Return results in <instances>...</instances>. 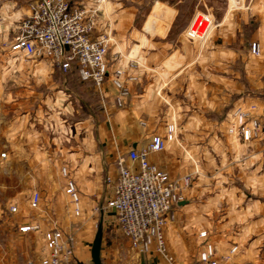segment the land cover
Returning <instances> with one entry per match:
<instances>
[{"label":"crops","instance_id":"0c3cea01","mask_svg":"<svg viewBox=\"0 0 264 264\" xmlns=\"http://www.w3.org/2000/svg\"><path fill=\"white\" fill-rule=\"evenodd\" d=\"M32 2L0 0L1 41L11 44L16 27L28 14ZM233 2L237 3V0ZM244 2V7L231 4L226 8L225 15L211 33L204 40H198L202 43H196L183 34L181 45L167 44V49L145 50L143 43L142 48L137 44L135 55L140 58L141 65L136 73L134 88L142 89L143 93L135 92L131 107L123 110H117L112 99L107 100L108 116L106 114L104 117L100 137L87 125L84 126L86 130H82L85 136L82 144H66L63 141L59 146L55 142V145L50 144V149L53 147L56 152L60 150L63 156L54 163L40 159L36 164L39 168L51 166L53 171L37 176L36 183H33L34 189L42 196L37 211L38 220L24 221L18 226L17 236L20 240L8 244V249L12 251L0 258L4 264H25L26 259L37 256L36 253L27 252L36 246V250L40 247V254L48 255L50 250L46 233L55 225L65 230L62 219L71 213L75 203L65 190L67 178L64 167L69 169L68 178L77 184L79 203L82 205L110 197L106 176L117 174L118 155L127 153L131 148L142 147L150 138L152 129H143L136 115L142 113L143 108L147 111L149 107L150 111L154 107L155 91L160 89L168 91L172 104L167 115L168 123L175 128L182 123V135L177 133L179 139L168 145L166 151L151 154L152 162L168 170L174 179H180L183 199L177 203L176 217L173 215L175 219L169 220L167 228V242L176 264L191 262L190 246L204 241L200 237L203 231L207 232L208 240L214 244L222 264H264V181L259 184L260 187L256 186L255 181V167L264 170V133L244 140L233 117V111L242 107L252 116L264 120V0ZM162 4L165 11L178 8V3ZM254 17L262 20L253 38V42H258L260 52H240L234 43L241 24L251 22ZM165 21L169 23L172 20ZM137 36L136 33L134 37ZM147 41H144L145 44ZM126 52L120 55L122 63L128 59ZM15 55L18 60L24 57ZM41 61L44 64L34 67L35 72L22 74L38 75L42 80V77L54 73L55 67L49 60ZM23 70H26L25 67ZM179 91H182L180 98L177 97ZM31 101L29 97L17 102L7 101L10 109L6 113L12 115L9 126L10 152L15 154L21 153L17 150L20 147L22 153L28 155L47 153L44 143L46 134L35 129L47 113L55 121L54 128L66 129L62 114L70 112L71 104L67 103V112L64 111L62 96L56 95L53 104L50 103L49 112L45 101H40L36 106ZM229 105L234 106L232 113L224 115V107ZM32 106L36 109H32ZM17 107L23 109L19 120L24 125L21 132L15 131L14 114ZM132 110L135 113H131ZM231 128L237 130L231 131ZM77 132H81L80 129ZM155 132L164 134L160 129ZM20 137L21 144H16ZM55 139L59 140V137ZM223 143L225 148H222ZM223 151L224 157L220 155ZM25 164L30 170L35 168L31 163ZM187 176L190 177L189 184L184 180ZM24 185L30 190L31 180L28 179ZM104 220L119 226L113 212ZM22 225H38L39 229L22 232L19 230ZM187 237L191 242L189 244ZM234 246L238 247L236 253L231 252ZM35 258V261H40L39 257ZM153 258V264H166L161 257Z\"/></svg>","mask_w":264,"mask_h":264},{"label":"rangeland","instance_id":"374dc122","mask_svg":"<svg viewBox=\"0 0 264 264\" xmlns=\"http://www.w3.org/2000/svg\"><path fill=\"white\" fill-rule=\"evenodd\" d=\"M70 1L82 2L85 4L89 2L88 0ZM233 1L234 0H106L102 5L99 22L101 23L100 27L106 29L111 35L109 64L112 66V70L117 67H127V74L136 77V79L129 84L130 96L123 101V105H119L115 100L117 90L113 84L111 76L104 85L105 94L108 96L107 100L112 99L117 110H123L131 107L135 92L136 94L143 93L142 89L135 90L134 88L137 80L136 73L141 65L140 58L135 55V52H137L135 51L137 44L142 48L143 43L145 50L167 49V44H175V46L181 45V36L183 34L187 36V29L195 16L202 15L210 17L214 29L225 15L227 11L226 8L232 5L234 7H244L245 0H242V3L239 5ZM161 2L168 4L178 3V8L177 10L165 11V8L162 9L164 4ZM165 20L172 21L168 23ZM261 21L260 18L254 17L251 22L241 24V30L238 33L237 41L234 43L237 50L246 53V51H253L254 45L258 47V42H253V38L258 33ZM136 33L138 36L134 37ZM141 37H143L142 40H140ZM147 39L150 42L147 41ZM144 41H147L146 44ZM193 41L196 43L203 42H199L198 40ZM140 47H138L139 51L141 49ZM126 50L128 59L125 63H122V57L120 55ZM41 64H44L41 59L33 60L26 57H20L18 60V56L11 51L9 43L1 41L0 39V258L6 253L12 251V249H8V244L10 242L16 241V239L20 240V238H18L19 235L17 236L18 226L24 221L38 220V208L35 209L30 204L32 195L37 192L34 189L33 183H36L37 176H43L53 171L51 166L39 168L36 164L40 159L44 160V162L46 161V163H54L55 161H60L63 156L60 150L56 152L53 147L50 149V144L52 143L55 145L58 143L56 145L59 146L61 143L60 141H63L66 144L67 142L73 144L77 142L82 144V141L85 138L83 134L84 131L82 130H86L84 129V126L87 125H90L96 136L100 137L103 120L104 117L106 118L99 91L93 83L82 81L76 73L65 72L63 70L59 71L56 66L51 63L55 67L54 73L48 75L46 78L42 77V80L38 75L22 74V72L26 71L27 73L30 71H32V73L33 71L35 72L34 67ZM131 64H135L136 67L132 68ZM24 67L26 70H23ZM155 94L154 107L151 108L150 111L148 110L149 107H147V111H144L143 108V112L138 113L136 117L138 123L143 129H152L153 132L150 137L152 135H161L155 132L160 129L163 130L164 133L161 136L168 138L170 128L174 127L172 124H169L167 120L168 112H170V109L172 108L170 98L168 97L169 93L166 89H160L155 91ZM56 95L57 97L62 96L64 111H66L67 107L65 106L67 103L71 104V106L70 112L66 111L67 113L62 114V118L66 120L64 123L66 129H63V131L54 128L55 121L49 113L46 114L45 119H41V121L36 124L35 129L46 134L47 138L44 143L47 147V153H31L28 155V153H22L23 149L21 147L18 149L15 148V150L17 149L21 153L15 154L10 152L12 149L10 146L11 136L9 126L11 125L10 120L12 115L10 113L7 115L6 113L7 109H10V107L7 106V101L15 100L17 102L23 98L29 97L32 99V105L35 106L40 103V101H45L47 103L46 110L49 112L51 111L50 103L53 104ZM177 97H182V91H179ZM35 106H32V109H36ZM233 108L234 106L232 105L224 107V115L232 113L231 111ZM132 112L135 113L133 110L131 113ZM22 113V107H17L14 114L16 132H21L24 128L23 122L19 121L20 118H22ZM181 125L179 126L178 124L179 129L174 127V139L168 141L167 146L172 145L179 139V136L182 135L180 134ZM77 129H80L81 132H77ZM177 133H179L178 137ZM58 137L59 140L55 139ZM73 137L75 141H73ZM148 140L139 148H143L148 143ZM21 142V137L17 138L16 144H21ZM222 148H225L224 143L222 144ZM166 149L164 151H166ZM121 154L127 160V153ZM220 155L224 157L225 151ZM25 163H31L35 168L30 170ZM255 168L256 186L260 187L259 184L264 181V175H262L264 174V170H257V167ZM64 169L65 167L63 168V171ZM66 178L67 182L68 176H66ZM28 179H30L32 183L30 190L24 185ZM179 180L180 179H178V181ZM68 198L70 200L69 196ZM105 203L106 198L102 201L96 200L90 202L87 206L79 203V215L76 214V205L74 204L75 207L72 205L71 213H68V216L63 217L62 219V226L65 229V235H71L75 238V253L80 260V264H94L92 259V246L96 234L100 229L102 237L101 255L103 264H153L152 261L154 256L162 258V255L158 252L153 251L146 254L134 250L131 247L129 239L120 230V227L116 223L104 220V218H107L109 215L102 209ZM13 207H16L17 210L13 211ZM176 207L177 204L174 206V211L172 213L175 217ZM65 211L64 213L66 214ZM174 216L170 219H175ZM167 228L168 224L165 228V242L167 249L170 252L171 250H169L167 242ZM39 235H41V233ZM203 238L204 241L200 244H192L190 246L192 247L190 250L192 260L189 264L194 263L199 252L209 244L213 245L217 257L214 244L208 240V234ZM186 240L188 244L191 243L188 237ZM186 247L189 248V245ZM234 247L231 249L232 253L238 251V247L236 251H233ZM36 248L31 251L30 248L27 250L28 253H36L35 255L37 256L29 257L26 259V262L28 260L35 261V257H39V260L46 257V255L44 256V253L40 254V247L37 250ZM171 254L173 255V253ZM173 257L175 260L176 258L174 255ZM185 258L187 259L186 256ZM176 263L177 262H175V264ZM0 264H4V261L0 260Z\"/></svg>","mask_w":264,"mask_h":264},{"label":"built area","instance_id":"2783aa9c","mask_svg":"<svg viewBox=\"0 0 264 264\" xmlns=\"http://www.w3.org/2000/svg\"><path fill=\"white\" fill-rule=\"evenodd\" d=\"M87 4L70 0H33L28 14L21 19L16 28L10 49L17 55L28 59H46L54 66L67 72L76 65L83 81L91 82L100 93L103 109L108 116L107 98L104 85L112 76L117 90L116 103L130 96L129 84L136 79L127 74V67L112 70L109 64L111 35L101 28L99 15L106 0H88ZM238 5L242 0H237ZM210 17L197 15L187 29L192 40H204L212 31ZM256 45L253 53L259 54ZM135 68V64H131ZM239 133L244 140H251L264 133V120L252 116L242 107L233 111ZM174 127L170 128L168 138L152 135L143 148H131L127 160L122 154L118 159V172L107 176L106 184L111 191L110 197L102 207L105 213H115L119 227L129 239L131 247L139 253L158 252L166 264H175L173 255L165 242V228L173 217L174 206L182 201L179 181L170 173L152 162L151 154L162 152L167 142L174 139ZM237 129H232L234 131ZM66 176L67 169L63 171ZM186 184L190 177L185 178ZM66 192L76 205L80 214V194L76 182L68 178ZM41 194L35 192L31 206H40ZM13 211L17 208L13 207ZM39 229L38 225H22L20 231ZM206 232L201 237H206ZM50 252L39 262L28 260L25 264H80L75 253V238L66 236L55 225L46 233ZM234 247L233 251H236ZM213 245L202 249L192 264H222L216 257Z\"/></svg>","mask_w":264,"mask_h":264},{"label":"water","instance_id":"95a60500","mask_svg":"<svg viewBox=\"0 0 264 264\" xmlns=\"http://www.w3.org/2000/svg\"><path fill=\"white\" fill-rule=\"evenodd\" d=\"M101 251H102V237H101V229H100L96 234L92 246V259L94 264H103Z\"/></svg>","mask_w":264,"mask_h":264},{"label":"trees","instance_id":"16d2710c","mask_svg":"<svg viewBox=\"0 0 264 264\" xmlns=\"http://www.w3.org/2000/svg\"><path fill=\"white\" fill-rule=\"evenodd\" d=\"M56 68L59 71H62V69L60 67L56 66ZM67 72H70V73H73L74 72V73H76L80 77L79 70H78V67L76 65L72 66L71 69H69ZM80 79H81V77H80ZM84 82H86V81H84ZM86 83H91V82H86Z\"/></svg>","mask_w":264,"mask_h":264}]
</instances>
